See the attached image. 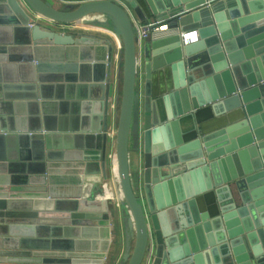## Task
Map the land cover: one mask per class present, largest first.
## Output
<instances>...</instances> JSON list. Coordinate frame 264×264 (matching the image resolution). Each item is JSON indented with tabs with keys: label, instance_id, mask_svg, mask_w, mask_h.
<instances>
[{
	"label": "crops",
	"instance_id": "crops-1",
	"mask_svg": "<svg viewBox=\"0 0 264 264\" xmlns=\"http://www.w3.org/2000/svg\"><path fill=\"white\" fill-rule=\"evenodd\" d=\"M16 2L21 11L37 18L23 0ZM137 2L144 13L141 11L143 17L139 18L141 9L137 10L139 13L130 9L134 19L142 24L156 22L151 21L153 16L150 17L145 2ZM56 3L65 1L57 0ZM221 8L219 14L227 16L228 9ZM83 19L89 23L81 20L69 22L58 30L77 36L84 34L87 36L85 40L67 45L41 40L34 46L29 42L23 16L19 12H11L7 0H0V264H126L132 250L135 232L129 225L128 208L122 200L114 153L122 77V39L115 30V23L106 14L92 13ZM196 26L187 20L177 27L171 20L162 29H150L147 34L151 35L148 83L143 58L137 69L136 97L128 136V166L131 182L143 199L146 210L143 196V117L146 106H151L153 120L159 115V119L165 121L167 110L182 105L184 96L180 92L174 94L179 70L173 63L179 46L199 52L184 58L188 67L193 66L195 78H203L195 86L196 91L204 95L209 88L218 89L213 75L196 70L195 65L203 54V51H198L203 38L199 37ZM194 28L196 39L184 35ZM104 78L110 87L108 112L103 118V105L98 99L84 98L79 93L77 97L72 96L67 86H61L72 82H100ZM227 122L225 114H214L211 104L207 103L179 116L178 122L167 129L152 132L151 145L158 142L157 136L169 138L170 133L174 138L181 133L183 140L187 141L195 138L196 134H210ZM102 124L106 125L105 129H101ZM174 154L168 157L160 155L158 162L161 166L154 165L151 176L157 175V171L161 175L169 174L172 168L165 158L177 161ZM47 156L50 159L44 161L49 162L48 195L38 197L34 194L39 193L43 186L39 158ZM101 156L105 161L104 177ZM224 158L218 163L207 161L205 164H210V169H202L193 177L202 180V175L207 173L206 178L211 181L215 178L212 174L230 173L232 162L238 159L232 154ZM183 170H174L181 176L180 180L165 183L168 192L172 193L176 188L186 191L189 187L186 174L190 171L184 173ZM75 176L83 180L98 178L101 187L95 188L93 184L90 191L95 199L103 202L81 203L79 197L70 196L79 186ZM189 178L192 179L191 174ZM157 185L155 191L160 193V198L156 201L160 204L163 200L161 194L165 193ZM225 201L223 204H228V199ZM191 209L201 214L207 212L205 222H208L212 237L217 240L218 235H223L217 245H224L225 252L231 251L233 239L225 237V218H219L217 197L211 189L195 196L192 202L189 198L156 209V224L166 243L160 245L158 255L153 238L154 227L149 218V248L141 264H152L156 260L158 264H165L167 258L164 254L160 256L161 246L164 249L167 245L174 246L178 243H174L175 240L181 243L178 229L188 220ZM230 212L227 217L235 221ZM95 214L107 216L100 218ZM200 234L199 229L189 232L192 242ZM240 255L239 260L243 261L245 252ZM211 258L213 264L220 261V257L212 254ZM223 264H229V258L226 257Z\"/></svg>",
	"mask_w": 264,
	"mask_h": 264
},
{
	"label": "water",
	"instance_id": "water-1",
	"mask_svg": "<svg viewBox=\"0 0 264 264\" xmlns=\"http://www.w3.org/2000/svg\"><path fill=\"white\" fill-rule=\"evenodd\" d=\"M23 1L37 18H32L23 10L21 11L16 0H7V6L11 12L16 11L23 16L31 45L37 46L41 40L55 45L74 44L85 40L87 36L84 34L77 36L75 33L59 31L57 24L80 20L87 22L88 20L83 19L84 16L92 13H103L109 16L115 23V30H118L121 35L122 77L114 153L122 200L128 208L129 225L135 232L133 247L126 264H141L149 248V218L154 227L153 238L158 255L160 245L163 242L166 243L156 224L154 214L156 209L189 198L192 202L195 196L211 189H214L217 197L219 218L221 219V216L225 218L227 232L225 237L233 239L231 251L225 252L224 245H217L223 235H218L217 240L212 237L211 230L207 227L208 222H205L207 212L201 214L200 211L195 209L197 213L191 209L188 220L181 229H178L181 243L175 240L174 243H178L174 246L170 247L166 244V249L163 245L161 246L160 256L164 254L167 258L165 264H205V262L213 264L211 254L214 257H220V261L215 264H223L226 257L229 258V264H244V262L264 264V0H143L149 7L150 17L153 16L151 21H156L151 22V29H162L160 26L171 20L176 22L177 27L187 20L197 25L199 37L203 38V44L198 51H203V54L195 65L196 70L199 73L213 75L218 86L217 90L214 88L205 90L204 95L196 91L195 86L203 78H195L193 66L188 67L184 58L199 52H193L188 48L185 50L184 47L179 46L178 56L173 63L179 70L174 94L180 92L184 96L182 105L167 110L165 121L160 120L159 115L156 116L155 121L153 120L151 106H146L143 117V166L145 167L143 196L147 203V210L142 204L143 199L133 189L128 166V136L139 66L131 10L138 12L137 10L141 9L139 18H142L143 9L139 7L137 0H81L71 9L56 7L57 0ZM220 7L228 9L227 16L219 14ZM195 30L194 28L187 31L184 35L189 39H196ZM150 41L151 35H146L140 49L147 83L151 73ZM61 86H67L72 96L77 97L79 93L84 98L98 99L103 105L102 118L107 115L110 85L105 78L100 82H72L68 85L61 84ZM146 94L149 92L146 91ZM207 103L211 104L214 114L227 116L228 122L225 125L210 134H196L195 138L187 141L183 140L181 133L176 134L174 138L170 133L169 138L157 136L156 148H154L155 145H151L152 132L167 129L168 126L178 122L179 116ZM230 117L233 118L229 121ZM105 128L106 125L102 124L101 129ZM173 152L177 161H169L165 158V162L172 168L169 174L161 175L157 171V175L155 173L151 176V168L154 165L161 166L158 162L159 156L168 157ZM228 154L238 159L237 162H232L230 173L212 174L215 178L211 181L207 180V173L202 175V180L193 177L202 169H210V164H205L207 161L222 162ZM243 154L244 156H241ZM102 158L104 157L101 156L104 164L105 161ZM39 159L41 165L39 172L43 186L42 190L34 195L47 197L50 173L49 162L44 159L48 160L50 156ZM201 164L203 166H200ZM197 166L199 167L196 168ZM178 168H183L184 173L190 171L186 174L189 187L186 191H179L176 188L170 193L164 186L165 183L180 180L181 176L174 171ZM103 170L104 177L106 176L105 164ZM190 174L192 179L189 178ZM75 177H78L79 186L70 196L79 197L81 203L103 202L95 199L90 191L93 184L95 188L101 187L102 183L98 178L91 177L83 180L79 176ZM156 183L165 193V195L161 194L163 200L160 204L156 201L160 198V193L155 191ZM168 193L171 196H168ZM225 199H228L226 205L223 204ZM229 211H232L230 214L235 221L227 217ZM94 216L106 218L107 215L95 214ZM198 229L201 234L192 242L189 232ZM173 238H177L175 234ZM241 252H245L243 261L239 260ZM199 257H201L200 262H197ZM152 264H158L157 260Z\"/></svg>",
	"mask_w": 264,
	"mask_h": 264
},
{
	"label": "built area",
	"instance_id": "built-area-1",
	"mask_svg": "<svg viewBox=\"0 0 264 264\" xmlns=\"http://www.w3.org/2000/svg\"><path fill=\"white\" fill-rule=\"evenodd\" d=\"M132 22H133V27L135 29V36H136V44H137V49H138V65L140 64V60H141V45H142V40L143 38L148 34V31L151 29L150 23H138L133 17H132ZM166 27V24H163L160 26V28H164Z\"/></svg>",
	"mask_w": 264,
	"mask_h": 264
},
{
	"label": "rangeland",
	"instance_id": "rangeland-1",
	"mask_svg": "<svg viewBox=\"0 0 264 264\" xmlns=\"http://www.w3.org/2000/svg\"><path fill=\"white\" fill-rule=\"evenodd\" d=\"M67 1H69V2H67V3H63V4H65V5H63V4H58V3H55V6L56 7H58V8H67V9H71V8H73V7H75L77 4H79V2L81 1V0H67ZM65 6V7H64ZM81 22H84V23H89V21H87V22H85V21H83V20H81ZM58 25V27H59V29L60 28H62V27H64L66 24H57ZM133 185V184H132ZM133 189H134V191H135V187L133 186ZM135 193H136V191H135Z\"/></svg>",
	"mask_w": 264,
	"mask_h": 264
}]
</instances>
